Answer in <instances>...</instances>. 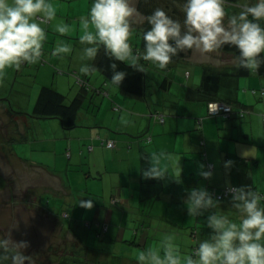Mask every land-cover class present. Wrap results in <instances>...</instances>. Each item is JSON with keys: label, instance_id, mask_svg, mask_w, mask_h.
<instances>
[{"label": "crops", "instance_id": "obj_1", "mask_svg": "<svg viewBox=\"0 0 264 264\" xmlns=\"http://www.w3.org/2000/svg\"><path fill=\"white\" fill-rule=\"evenodd\" d=\"M81 1L83 3V0ZM243 1L236 4L225 2L226 13L230 15L238 12ZM53 3L56 7L60 5L54 0ZM133 3L136 8L137 0ZM131 19L133 36L137 40L133 51L143 52L136 30L143 26L145 17L137 11ZM61 21L66 22L59 11L57 20L50 21L44 26L52 27ZM45 42H48L47 39ZM45 42L44 54L39 62L34 64L23 62L19 68L9 67L5 74L0 76V98H3L0 108L8 115V119L15 123L17 130L9 141L13 158L31 167H40L51 174L56 182L51 186H59L61 190L67 186L70 188H67L68 196L62 194L57 197L60 200L64 199L63 203L67 208L63 217L56 205L52 208L49 201H42L45 189L27 188L24 193L29 196L23 200L11 199V196L17 194V190L3 192L5 187L0 190V238L10 240L12 237H9L8 228L11 232L18 228L14 233L20 238V242L25 243L22 244V252L27 259L36 260L49 239L55 242L58 245L55 247L59 249L58 253L49 246L53 252L50 254L49 250L50 264H67L73 260H79L82 264L83 257L92 264H138V253L148 248H156L166 235L174 237L181 253H188L189 245L194 239L191 234L192 228L199 225L203 219L207 221V215L212 212L209 209L199 217L189 214L186 201L192 188L206 187L211 192L236 184L255 185L258 190L264 191V175L255 173L256 165H264V100L250 91L254 87H264V76L257 71L252 72L249 76L240 77L235 84L236 88L233 85L230 87L221 85L216 93L218 99L251 107V111L244 117L237 115L227 119L209 115L207 99L199 89L205 67L217 69L234 67L238 64L234 54L213 51L205 53L208 58L203 61H200L198 54L194 59L188 57L183 60L190 62L189 64L197 63L202 66V72L198 74L199 81L195 79L191 84L176 80L177 64L154 77L152 69L157 67L144 61L147 63L148 81L146 95L143 98L127 94L120 87L112 85L97 68L96 58L84 60L81 57L82 65L86 63L91 66L88 74L78 72V75L81 74L88 80L89 88L78 81V76L76 86L72 78L57 77H54V82L51 83L44 78L43 83L37 85L38 94L43 85H50L64 93L68 102L81 92L84 93L78 125L66 128L61 119H54L56 117L37 118L21 114L12 119L5 104L7 96L23 94L29 100L28 107L25 108L20 103L15 107L21 111L26 110L27 113L33 111L38 94L33 105L30 98L35 85L33 83L27 85L28 87L24 85L26 89L21 86L16 89L15 86L20 81V76H25L22 66L33 67L34 82L39 77L41 62H46L45 58L63 63L59 56L52 58L49 53V57L46 56L49 51L46 50ZM54 48L51 49V53ZM197 52L200 53L199 50ZM219 53L222 54V59L217 62L211 61V58ZM47 64L50 65L49 62ZM59 71L55 73L63 72ZM185 72V77L190 79L192 74L187 67ZM165 78H168L169 82L163 85ZM20 83L23 86V83ZM71 85L72 88H67ZM147 99L151 103L148 105L149 108L144 106L143 100ZM111 102L114 103L109 105ZM117 103L124 104L127 109ZM161 103L164 110L159 107ZM115 106L121 108L116 110ZM155 112L164 114L165 120L163 122L157 120L153 116ZM41 120H49L45 126L49 127L48 135L45 131H37L39 127H43ZM150 136L149 141L147 137ZM202 138L206 140L204 147H201L200 143ZM107 140H114L115 146L107 147L103 143ZM208 145L211 152L206 150ZM89 146H93L92 149ZM223 146L228 151L225 156L222 152ZM161 150L171 155V159L162 160V165H166L170 173L163 178H145L143 170L150 166L151 152ZM229 160L232 163L226 166V161ZM248 161H252L254 167L246 171L242 169V164L246 165ZM208 162L213 163L214 167L212 175L206 178L201 173L206 170ZM180 168L181 175L177 178L175 175ZM228 177L233 178L229 180ZM3 197L9 198L3 201ZM80 199H91L93 206L91 208L82 206L79 204ZM11 206L13 207L10 208ZM8 207L11 209L10 220L7 219V215H3L8 212L5 210ZM71 212L73 217H67L66 214ZM84 219L92 223L90 228L84 225ZM16 221L18 224L13 226ZM101 229L105 232L102 240L97 237ZM183 229L189 234L179 238L178 234ZM205 236L207 235L202 232L201 238L205 239ZM83 241L90 249L86 256H83L85 251ZM99 245L104 251L97 254L96 247ZM3 259L11 261L7 254H0V260Z\"/></svg>", "mask_w": 264, "mask_h": 264}, {"label": "clouds", "instance_id": "obj_2", "mask_svg": "<svg viewBox=\"0 0 264 264\" xmlns=\"http://www.w3.org/2000/svg\"><path fill=\"white\" fill-rule=\"evenodd\" d=\"M172 3L184 13L183 20L173 18L170 8L157 7L145 15L151 27L142 32L144 51L134 52L130 42L134 35L131 18L138 10L132 0H91L87 15L80 18L82 59L95 60L103 48L112 59L110 80L117 87L127 73L117 70L116 61L141 71H145L141 60L166 69L175 56L189 50L210 53L232 45L239 49V68L256 72L264 65V0H244L240 10L230 15L226 13L225 0ZM56 20L53 0H0V76L9 67L39 62L47 39L44 25ZM52 27L61 35L70 31V25L62 21ZM71 51L70 44L58 40L52 55L62 56ZM90 70L86 63L79 68L83 74ZM149 159L150 166L143 170L145 178H163L170 173L162 165V160L171 159L170 154L153 151ZM231 163L226 161V166ZM181 171L180 168L175 177L179 178ZM201 174L206 178L212 175L210 171ZM230 191L231 208L237 210V219L222 211L220 201L206 187H194L186 201L189 214L199 217L216 209L207 215V227L212 230L209 238L200 241L190 253H181L174 237L166 235L156 248L138 253V264H264V192L251 186L232 187ZM79 204L91 208L93 201L80 199ZM0 254H7L12 264H25L27 259L18 245L6 238H0Z\"/></svg>", "mask_w": 264, "mask_h": 264}, {"label": "rangeland", "instance_id": "obj_3", "mask_svg": "<svg viewBox=\"0 0 264 264\" xmlns=\"http://www.w3.org/2000/svg\"><path fill=\"white\" fill-rule=\"evenodd\" d=\"M58 2L57 5V13L60 11V13H62V15L64 16V19L66 20V22L68 24H70V31L66 34H59L56 31L53 30L52 27H47L46 28V32H49V37L47 38L48 42H45L47 45V49L49 52L46 53V56L49 57V54L52 55L51 53V49L53 47H56L57 41L58 40H62L65 43H68L71 45L72 51L68 54H64L62 56H59L62 60L63 63H58V61H49L45 58L46 62H41L42 63V67L39 71V77L36 78V80L33 82V78L35 75V70L33 71V67H29V68H24V66H22V72L23 74H25L24 77L19 78V82L16 83V89H19V86L23 87L24 89H26V87L24 85H35V89L32 92V98H30L31 105H33L34 100L36 98V95L38 94V87L37 85L43 83L42 80H44V78L46 79L47 82L51 83L54 82V77L57 78H72L71 80L74 83V86H76L75 82L77 80V76L78 72H79V68L81 67V63H80V59L82 57L81 51H82V46L79 42V36L82 34L81 33V29H80V18L82 16L87 15L90 5H91V0H83V3L81 0H54V2ZM132 0V4L134 6V3ZM244 2V1H243ZM243 4V3H242ZM227 21V17L225 19V22ZM79 29H80V33H79ZM69 34H71L72 36H70ZM137 40L135 39L134 36L130 37V42L131 43H135ZM220 52V51H219ZM49 53V54H48ZM196 54H198L197 56L200 57V61L206 60L208 58L207 55H205V53H198L197 50H194L192 52V54L189 57H192V59H194V57H197ZM57 57V56H53L52 58ZM222 59V54L219 53V55H214V57L211 58V61L213 62H217L218 60ZM183 61V60H182ZM50 63V65H46V63ZM184 63H188V64H184ZM190 62L187 61H183L181 63H177L176 65V80H181V82L183 83H192L195 79H200V76H198V74H200L202 72V66L201 64H189ZM72 64V65H71ZM52 65V66H51ZM79 67V68H78ZM189 69V72H191L192 76L191 78H186L185 77V68ZM50 68V70H49ZM59 70H62L63 72H61L60 74L55 73V72H60ZM154 77L158 76L159 74H161L163 72L162 69L159 68H154L152 69ZM33 74V75H32ZM56 74V75H55ZM165 74V73H164ZM95 79V76H93V80ZM23 83L22 84L20 83ZM27 86V87H28ZM32 87V86H31ZM72 88L73 85L71 86H67V88ZM21 88V89H23ZM79 88V87H78ZM107 89V88H106ZM74 95V94H73ZM104 98L106 96H103ZM163 97H165V94H163ZM7 101L12 103V105L14 106V109L18 110L15 106L19 105L18 103L22 104L25 108L28 107L29 105V100L27 98L26 95L20 94L19 96L17 95H9L7 96ZM109 100H111L108 97ZM142 100V99H140ZM171 100V99H170ZM144 101V106L146 108H149L148 105L151 104L149 99L147 100H143ZM1 102V101H0ZM7 102V103H8ZM114 102H111L109 105H111ZM121 106H123L124 104L121 103H117ZM30 105V106H31ZM124 109H127V107L124 105L123 106ZM159 107H161V109H163V105L161 103V105H159ZM111 109H113V107L111 106ZM114 110V109H113ZM164 110V109H163ZM26 111V110H24ZM97 112V111H96ZM163 113V112H162ZM141 116H145V115H141ZM55 120L57 118H54ZM47 121L49 120H41V124L43 125V127H39L37 131H45V133H47V130L49 127H45L48 123ZM17 122V121H16ZM160 126H163L162 123H159ZM155 123L152 125V128L154 127ZM15 130V123L13 121H10V119H8V115L5 114V111H3V109L0 108V190L2 188L5 187L4 190H2L3 192H6L7 190H17V194H15V196H11L12 198L20 199H27L29 195L24 193V190L27 188H31V187H37L40 189H45L46 191H44L43 196L41 197L42 201L44 202H50L51 207L53 208L55 205L58 207V211L60 212L61 216L63 217V215L65 214L66 211V206L64 205L63 201L64 199H58L57 197L62 196V194H65V196H68V189L69 188L67 186L66 183H64L67 188L66 189H59V186H51V184H55L56 182H54V178L52 177L51 174H48L46 171H44V169L37 167V166H29L26 165V163L23 162H18L16 161L11 153V149L9 147V140L11 139L12 136H15L16 134ZM31 131H33V128H31ZM149 133V132H148ZM147 133V134H148ZM162 135L164 133V130L162 129L161 131ZM37 135L39 136V134L37 133ZM42 135V134H40ZM48 135V133H47ZM24 144V143H21ZM17 145V144H16ZM221 146V145H220ZM226 147H222V152L225 155L228 154V151L226 150ZM239 149V148H238ZM259 148L257 147L256 150H258ZM207 152H211L209 145L206 147ZM240 151V149H239ZM39 156V154H38ZM244 170H249L252 169L254 167V163L252 161H248V163L242 164ZM255 173L258 172V174H262L264 175V165H256L255 166ZM7 178V179H6ZM233 178V177H232ZM232 178L228 177L229 180H231ZM5 182H4V181ZM50 181V182H48ZM59 182V181H58ZM50 183V184H48ZM2 187V188H1ZM70 189V188H69ZM23 196V197H22ZM26 196V197H24ZM20 197V198H19ZM9 197H3L2 200L4 201V199L6 200ZM0 200H1V196H0ZM9 200V199H8ZM13 206H11L10 208H12ZM9 207L5 210H8L7 213L3 214V215H7V219L10 220V212L11 209ZM73 212L70 213V215ZM73 215V214H72ZM234 219V218H233ZM64 221H66V219H63ZM17 222V221H16ZM17 223H15L13 226L17 225ZM18 231L17 229H13L12 232L11 230L8 228L7 232L9 233V237L10 238V243H13V245H18L19 250L22 252L23 251V247L22 244H20V238L17 237V234H15L14 232ZM190 231V230H189ZM18 233V232H17ZM183 233V234H182ZM185 235H188L189 232H186L185 229L181 230L178 234L179 238H182V236L184 237ZM57 244L53 241H51L50 239L47 240V244L45 242V247L44 250L42 252L41 255H38L39 257L36 260H29L26 259L25 264H50L49 261V250H50V254H52V250L51 248H49V246L53 247L54 250L57 248L55 247ZM58 246V245H57ZM57 252L59 253V249L57 250ZM0 264H12L11 261H0Z\"/></svg>", "mask_w": 264, "mask_h": 264}, {"label": "trees", "instance_id": "obj_4", "mask_svg": "<svg viewBox=\"0 0 264 264\" xmlns=\"http://www.w3.org/2000/svg\"><path fill=\"white\" fill-rule=\"evenodd\" d=\"M242 0H225V2L230 3V4H236ZM157 7H164L166 9H171L170 15L173 16L175 19L183 20L184 18V13L180 11L179 7H177L175 4L172 3V0H137V5L136 9L138 12L145 17V15L151 14ZM227 8H225L226 10ZM151 25L146 23V20L143 22V26H141L139 29H137L136 34L139 36V44L142 49H144V41L142 38V32L148 28H150ZM135 44L131 43V46L133 48ZM136 51L138 48H135ZM194 50H189L187 52H180L177 56L173 58V60L169 63L168 67L166 68L167 70L173 66H175L177 63H179L182 60L187 59L193 52ZM215 51H221L224 52L225 54H234L235 57L237 58L239 54V49L235 46L232 45H225L224 47H221ZM264 55V54H262ZM96 66L97 68L103 73V75L110 80L111 76L113 75V70L111 68V63L112 59L109 58L107 55L104 54L103 48H101L98 52V55L96 57ZM118 64V69L117 70H123L127 73L126 77L122 81L120 88L126 92L127 94L136 96V97H145L146 93V86H147V81H148V69H147V63L141 60V63L144 64L145 66V71L138 70L137 68L127 64L124 61H116ZM238 65V64H237ZM234 67H226L224 69H217L211 66H207L204 69V72L202 74V82H201V87L199 89L203 93L202 95L206 97L207 99V113L212 116H221L223 118H232L234 116H240L244 117L248 112L251 111V107L247 105H243L241 103H236L232 101H227V100H222L218 99L216 97V93H218L219 87L221 85H225L226 87H230L233 85L234 88L235 84L238 83V80L242 76H249L252 72H249L248 69L246 68H239L238 66ZM163 71L165 69H162ZM260 75L264 76V65H261L260 69L257 71ZM78 81L82 82V85L86 88H89V82L87 79H85L81 74L78 76ZM111 81V80H110ZM167 82H169L168 78H165L163 80V85H165ZM251 93L259 98L261 100H264V87H254L250 89ZM3 98H0V101ZM67 97L64 93L60 92L57 90L55 87L50 86V85H43L39 91L36 103L34 105L33 111L30 113H27L24 110H16L14 109V106L12 103L8 102L6 99L5 104L7 105V112L11 116L10 118L14 119L15 116L21 115V114H29L32 115L33 117L37 118H50V117H56L59 118L63 121V124L66 128H73L78 125V115H79V110L81 109L82 102L84 100V93L81 92L80 95L76 96L72 101L68 102ZM223 102L229 106H231V111L230 112H224L220 111L216 114L210 113L209 111V104L211 102ZM8 102V103H7ZM121 106H115L116 110H119ZM157 114H161L160 112H155L153 113V116L161 121L160 119L157 118ZM164 115V114H163ZM263 118H264V112H263ZM164 120H165V115H164ZM162 122V121H161ZM151 136L147 137V140L150 141ZM10 141V140H9ZM114 140H107L103 142L107 147L108 142ZM201 147L206 144L205 138H202L201 141ZM115 146V142H114ZM112 146V147H114ZM93 146H89V148L92 149ZM109 147V148H112ZM205 152V151H204ZM70 154V150L68 152ZM206 154V152H205ZM209 163V162H208ZM208 170V165L206 167V170ZM7 179V178H6ZM4 181V180H3ZM5 182V181H4ZM239 187L236 184H230L227 185L223 188L212 190L210 193L214 196V198H217L220 201V207L222 208V211L229 214L232 218L237 219L238 218V212L237 210L231 208L232 206V193H225V190L230 187ZM2 188V187H1ZM252 189H257L255 185H251ZM258 190V189H257ZM261 191V190H259ZM264 192V191H261ZM221 195V196H219ZM262 204H264V201H262ZM212 212H214L216 209H210ZM73 214V213H72ZM66 214L67 217H73V215ZM88 219H84V225L87 228H90L92 223L90 221H87ZM107 227V225H106ZM106 230V229H105ZM138 230V229H136ZM102 231V229H101ZM98 232L97 237L102 240V235L105 232ZM211 229L207 227V221L204 219L200 222V224L194 226L192 228L191 234L193 235V241L191 242V245H189L188 253H190L193 248L197 247L199 242L205 239L209 238V235L211 234ZM205 233L207 236L204 238H201V234ZM100 242V241H99ZM83 249L85 250L83 252V256H86L87 252L90 250L85 242L83 241ZM103 247L99 245L96 247L97 249V254H99L104 251L102 249ZM57 254V253H56ZM78 256L77 254H75ZM86 257H83L81 263L82 264H92L88 260L85 259ZM85 259V260H84ZM6 261V260H0ZM100 262V261H99ZM67 264H80L79 260H73L71 263ZM96 264V263H94ZM100 264V263H99Z\"/></svg>", "mask_w": 264, "mask_h": 264}, {"label": "built area", "instance_id": "obj_5", "mask_svg": "<svg viewBox=\"0 0 264 264\" xmlns=\"http://www.w3.org/2000/svg\"><path fill=\"white\" fill-rule=\"evenodd\" d=\"M209 111H210V113H213V114H216V113H218L220 111L230 112L231 111V106H229V105H227V104H225L223 102H217V101H215V102H211L209 104ZM157 118L160 119L162 122L164 121V115L163 114H157ZM108 146L109 147L114 146V142L113 141L108 142ZM213 167H214L213 163H210L209 162L208 163V170L207 171H210L211 172L213 170ZM231 188L232 187L227 188L225 190V193L226 194L227 193H232L230 191ZM219 196H221V195H219ZM105 228H106V225H105Z\"/></svg>", "mask_w": 264, "mask_h": 264}]
</instances>
